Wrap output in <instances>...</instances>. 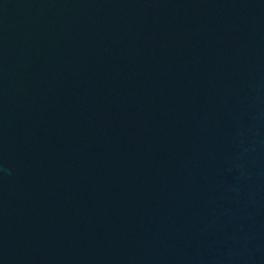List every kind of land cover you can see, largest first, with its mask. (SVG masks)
<instances>
[{
    "label": "water",
    "instance_id": "obj_1",
    "mask_svg": "<svg viewBox=\"0 0 264 264\" xmlns=\"http://www.w3.org/2000/svg\"><path fill=\"white\" fill-rule=\"evenodd\" d=\"M0 264H264V0H0Z\"/></svg>",
    "mask_w": 264,
    "mask_h": 264
}]
</instances>
